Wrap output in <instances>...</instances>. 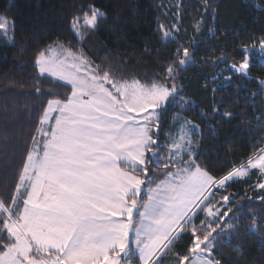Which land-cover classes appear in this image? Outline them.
<instances>
[{
  "label": "trees",
  "instance_id": "16d2710c",
  "mask_svg": "<svg viewBox=\"0 0 264 264\" xmlns=\"http://www.w3.org/2000/svg\"><path fill=\"white\" fill-rule=\"evenodd\" d=\"M97 10L96 22H85ZM0 15L12 20L14 37L0 42V201L15 214L27 196L19 186L49 103L73 93L39 70L40 55L53 44L112 79L181 88L161 108L157 142L147 151L153 185L182 165L166 158L177 113L199 124L195 160L215 178L264 148V63L253 58L248 75L227 71L264 41V0H0ZM256 174L216 187L211 200L225 204L228 215L213 229L202 206L157 264L190 261L197 238L217 234L218 264H264V187ZM6 218L1 212L0 253L14 244Z\"/></svg>",
  "mask_w": 264,
  "mask_h": 264
},
{
  "label": "rangeland",
  "instance_id": "374dc122",
  "mask_svg": "<svg viewBox=\"0 0 264 264\" xmlns=\"http://www.w3.org/2000/svg\"><path fill=\"white\" fill-rule=\"evenodd\" d=\"M100 13L85 22L93 25ZM12 29V20L0 15V42L14 41ZM255 57L264 63V41L227 71L248 75ZM37 64L42 74L70 84L73 93L68 101H51L45 112L19 186L27 195L20 214L0 201L14 240L0 253V264H132L134 256L139 264H157L202 206L207 204L213 229L228 215L225 204L211 200L216 187L252 171L264 187V148L215 178L195 160L199 124L180 113L167 134L166 158L182 165L153 185L147 151L157 142L161 108L181 88L101 75L59 43ZM217 235L197 238L192 259L176 264H218L212 257Z\"/></svg>",
  "mask_w": 264,
  "mask_h": 264
},
{
  "label": "crops",
  "instance_id": "0c3cea01",
  "mask_svg": "<svg viewBox=\"0 0 264 264\" xmlns=\"http://www.w3.org/2000/svg\"><path fill=\"white\" fill-rule=\"evenodd\" d=\"M262 83V82H261ZM260 153V152H259ZM258 154V153H257ZM257 154H255L252 158L249 159L248 162H250L255 156H257Z\"/></svg>",
  "mask_w": 264,
  "mask_h": 264
},
{
  "label": "water",
  "instance_id": "95a60500",
  "mask_svg": "<svg viewBox=\"0 0 264 264\" xmlns=\"http://www.w3.org/2000/svg\"><path fill=\"white\" fill-rule=\"evenodd\" d=\"M186 63V62H185Z\"/></svg>",
  "mask_w": 264,
  "mask_h": 264
}]
</instances>
